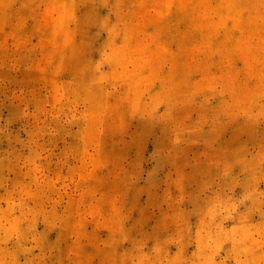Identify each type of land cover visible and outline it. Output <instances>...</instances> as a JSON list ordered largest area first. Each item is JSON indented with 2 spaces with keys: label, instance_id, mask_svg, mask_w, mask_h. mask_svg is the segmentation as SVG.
<instances>
[{
  "label": "rangeland",
  "instance_id": "rangeland-1",
  "mask_svg": "<svg viewBox=\"0 0 264 264\" xmlns=\"http://www.w3.org/2000/svg\"><path fill=\"white\" fill-rule=\"evenodd\" d=\"M0 264H264V0H0Z\"/></svg>",
  "mask_w": 264,
  "mask_h": 264
}]
</instances>
